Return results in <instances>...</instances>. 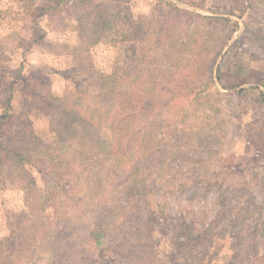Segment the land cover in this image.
I'll use <instances>...</instances> for the list:
<instances>
[{"label": "rangeland", "instance_id": "1", "mask_svg": "<svg viewBox=\"0 0 264 264\" xmlns=\"http://www.w3.org/2000/svg\"><path fill=\"white\" fill-rule=\"evenodd\" d=\"M26 1L0 0V106L12 83L40 174L0 162V264H264V0Z\"/></svg>", "mask_w": 264, "mask_h": 264}, {"label": "trees", "instance_id": "2", "mask_svg": "<svg viewBox=\"0 0 264 264\" xmlns=\"http://www.w3.org/2000/svg\"><path fill=\"white\" fill-rule=\"evenodd\" d=\"M26 1V0H25ZM29 3L30 8L33 6L32 5V1H26ZM79 6H84V8L88 7L85 4L84 0L79 1ZM92 9V8H91ZM93 10V9H92ZM36 11H34L33 13H35ZM22 67V66H21ZM18 69V71H16V78H19L20 74H21V68ZM241 70L235 72L237 75H240ZM213 74V72H211V75ZM194 84V83H193ZM240 83H238L237 81H233L231 86H236ZM223 86V85H222ZM240 86V85H239ZM13 85L12 83L9 85V88L6 91V100L4 101V103H1V111H0V162L6 158H11L13 160H15V162L18 163L19 168L21 169V172H23L25 178H27L29 184L31 186L35 187V177L30 173V168L35 169L39 174L40 171L38 168H36L35 166V162H36V157H28L27 153H25V147H21V150L18 152L16 151V153L11 151V146L9 145V141L13 140L15 137L18 138V140L20 139V141H28V142H32V144L37 143V145H40V141L34 136L33 134V130H32V126H31V121L28 119V108L25 109L23 112H17L15 113L13 111V99H14V90L12 89ZM251 87L247 88V89H242L240 91H237L236 94H242L248 90H250ZM253 89V88H252ZM256 98L258 100H262L264 101V96L262 94L259 95V93L256 94ZM25 98V105H27L29 107V109H32L35 105H39L42 106L43 108H47L48 103L44 102V97H42V95L36 94L35 93H30L27 92L24 95ZM57 118H60L59 115H54ZM121 130V128H119ZM155 131H157V129H154ZM110 131L112 133V136L114 137L113 139H117L118 141V145H121V138L123 137H128L127 135H121V132L116 130V129H112L110 128ZM16 133V134H15ZM120 133V134H119ZM151 133V132H150ZM152 134V133H151ZM8 135H11L10 138H8ZM14 135V136H13ZM149 137H152L151 135H148ZM154 136V135H153ZM71 139H68V141ZM83 139L81 138V141ZM125 140V138L123 139V141ZM132 140V138L130 139ZM145 141H147L146 139H144ZM17 142V140H16ZM19 144V142H17ZM146 143V142H145ZM25 144V143H22ZM154 146V144L156 145L157 143H150ZM78 147V146H77ZM24 149V150H23ZM18 150V149H17ZM81 151V150H80ZM27 152V151H26ZM82 152V151H81ZM7 154H10L12 157H6ZM29 154V152H28ZM42 158V157H41ZM43 160V159H42ZM165 166V163H160V166L157 167L158 171L163 170ZM168 166V164L166 165ZM79 167V166H78ZM81 168V166H80ZM157 171L156 175H158L157 177H155V186L158 187H162L165 184V180H163V178H161V176L159 175V172ZM82 173V172H81ZM92 187V186H90ZM61 189V188H60ZM51 190V191H50ZM50 191L52 192V189H48L46 188H42V190H40V193L38 195L39 199L42 201V207L43 208H48L49 210L55 211V207L51 202V199H49L51 197H47L48 192ZM46 194V195H45ZM52 204V205H51ZM56 216V215H55ZM45 219L49 222H51L50 216L47 215V217H45ZM182 228L184 229V232H190L194 233L193 231H191V228L189 225L187 224H182L181 225ZM95 232V231H94ZM96 232H100V231H96ZM10 235L8 237L7 240L8 241V246H6L7 249H13V246L11 244L12 241H15V238H13V235L11 232H9ZM256 240L253 243V246H255L256 248L258 247H264V226L262 224V226L260 227V232H256ZM51 234V233H49ZM58 234V230H56L52 236H56ZM49 237V235H48ZM98 237H100L97 234H93V232L90 235V243L93 244L94 248L99 247V241H98ZM34 242L35 240L32 238H29L28 241ZM17 242V241H16ZM21 248L19 249L18 253L19 256H24L25 253H23L25 250L29 249L28 246L30 247L31 243L28 245L27 242H20ZM26 247V249H23ZM262 249V248H261ZM264 249V248H263ZM187 250V247H184L182 249H180L181 252ZM13 256V253L8 251V256L3 257L2 259V264H11V257Z\"/></svg>", "mask_w": 264, "mask_h": 264}]
</instances>
